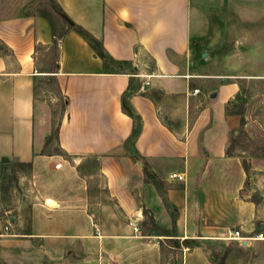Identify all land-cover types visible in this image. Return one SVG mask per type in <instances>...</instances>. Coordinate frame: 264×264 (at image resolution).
Listing matches in <instances>:
<instances>
[{
  "label": "crops",
  "instance_id": "0c3cea01",
  "mask_svg": "<svg viewBox=\"0 0 264 264\" xmlns=\"http://www.w3.org/2000/svg\"><path fill=\"white\" fill-rule=\"evenodd\" d=\"M213 1L229 6L244 4L252 10L264 6V0ZM31 2L0 0V44L4 48L0 51V162L27 164L35 159L36 81L45 73L39 48L53 44L57 60L54 70L47 72L55 78L65 105L58 146L79 159L77 165L81 159H95L98 176L104 178L107 197L112 201L99 204L97 213L103 221L111 218L113 223L122 217L135 220L140 227L147 210L156 225L153 233L157 228H172L169 215L180 214L177 233L160 236L188 240L183 233L191 227L190 221L182 215L198 213L200 205H215L194 199V192L188 188L157 189L146 181L142 161L156 179L183 187V182L171 180L169 175L181 174L187 182L197 177L207 182L214 166L232 157L226 154V144L238 119L226 114L225 105L236 88L223 86L217 92L216 97L220 94L222 100V118L234 119L235 123L222 130L216 144H209L208 120L199 126L204 103L199 109L197 102L202 98L196 96V89L191 91V77L182 72L188 68L191 55L194 7L205 0H54L73 23L100 44L104 57L73 30L67 28L55 37L48 20L31 8ZM148 61L154 67L151 72ZM128 87L129 104L141 121L131 154L127 141L133 121L121 108ZM155 88L164 96L178 95L195 103L190 106L195 118L186 130H177L162 118ZM233 192L232 197L236 190ZM250 208L248 221L254 214V206ZM83 213L82 223L62 222L60 217L66 214L60 210L34 207L28 231L8 226L7 232L0 234V264H109L105 254L113 242L110 238L118 240L121 236L96 234L93 227H102L104 222L97 226L91 222L90 211ZM209 228L215 229L201 226L202 230ZM253 242L264 244V239ZM148 261L156 264L154 256ZM125 263L129 262L119 264ZM180 264L211 263L201 250L193 249L181 256Z\"/></svg>",
  "mask_w": 264,
  "mask_h": 264
},
{
  "label": "rangeland",
  "instance_id": "374dc122",
  "mask_svg": "<svg viewBox=\"0 0 264 264\" xmlns=\"http://www.w3.org/2000/svg\"><path fill=\"white\" fill-rule=\"evenodd\" d=\"M31 8L48 20L55 37L67 29L52 0H32ZM192 21L191 55L188 68L182 72L183 76L191 77V91L196 89V96L202 98L197 102L199 109L204 103V118L199 126L208 120L207 142L216 144L222 130L235 123L234 119L222 118L221 96L216 97L217 92L228 85H233L236 92L227 101L225 112L236 116L238 123L226 144V154L232 157L215 165L207 182L198 177L187 182L184 178L183 187L175 186V182L168 186L166 181L150 174L142 161L146 181L157 189L188 188L194 192V199L215 205H200L198 213L182 215L191 226L183 233L187 234L188 247L179 239L165 240L160 236L177 233L180 214L169 215L174 223L172 228H157L153 233L154 219L145 210L140 233L134 235L127 228V218L120 217L112 223L111 218L103 221L97 213L99 204L109 205L112 201L107 197L104 178L98 176L95 159H81L77 165L79 159L65 154L58 146L57 131L65 105L55 78L47 72L54 70L57 60L53 44L39 48L38 58L45 73L36 81L35 159L27 164L0 162V234L6 233L8 226L20 232L28 231L34 207L58 209L66 214L60 217L62 222L75 223H82L83 212L90 211L91 222L97 226L104 222L102 227H93L96 234L121 236L118 240L109 237L113 241L105 254L109 264L123 260L129 262L125 264H152L149 256L155 257L156 264H180L181 256L193 249L201 250L211 264H264V244L253 242L264 239V6L252 10L244 4L229 6L205 0L194 7ZM1 50L4 48L0 44ZM148 64L147 70L151 72L154 67L149 61ZM153 93H157L166 122L183 131L192 124L195 114L190 106L195 104L193 101L178 98V95L164 96L159 88ZM208 93H214L215 97L211 98ZM194 136L191 134V138ZM127 151L132 153L130 146ZM234 190L236 194L232 197ZM252 206L253 219L248 221ZM161 217L165 216H160L163 221ZM202 225L215 229L202 230ZM228 230L239 232V239H229ZM136 236L138 238H133Z\"/></svg>",
  "mask_w": 264,
  "mask_h": 264
},
{
  "label": "trees",
  "instance_id": "16d2710c",
  "mask_svg": "<svg viewBox=\"0 0 264 264\" xmlns=\"http://www.w3.org/2000/svg\"><path fill=\"white\" fill-rule=\"evenodd\" d=\"M52 2L54 4V6L58 9V14L61 17V19L66 23L67 28L69 30L75 31L85 41H87L90 45H92V47L94 49L98 50V53H99L100 57H104V54L102 52V48H101L100 44L89 33H87L83 28H81L80 26H78L75 23H73L66 16V14L56 5L54 0H52ZM128 96H129V87H128V90L126 91V93H124V95L122 96L121 108H122V111L126 115H128L133 121V128H132L131 135H130L128 141H127V145L130 146L132 148V150L134 151V141L139 135L140 128H141V121H140V117L132 110V108H131V106L129 104V101H128ZM227 115H232V114L228 112ZM57 134H58V131H57ZM65 154H67V153H65ZM227 155L231 156V154H229V153H227ZM19 164H22V163H19ZM184 245H186L188 247L187 240L184 241Z\"/></svg>",
  "mask_w": 264,
  "mask_h": 264
},
{
  "label": "built area",
  "instance_id": "2783aa9c",
  "mask_svg": "<svg viewBox=\"0 0 264 264\" xmlns=\"http://www.w3.org/2000/svg\"><path fill=\"white\" fill-rule=\"evenodd\" d=\"M197 92H198L197 90L194 91L195 94ZM169 179L176 180V181H183L184 176L181 174L173 173L169 175ZM127 225L131 229V231L134 233V235H138L140 233V227L135 220H129ZM226 233L229 239H239V232L237 231L228 230Z\"/></svg>",
  "mask_w": 264,
  "mask_h": 264
},
{
  "label": "water",
  "instance_id": "95a60500",
  "mask_svg": "<svg viewBox=\"0 0 264 264\" xmlns=\"http://www.w3.org/2000/svg\"><path fill=\"white\" fill-rule=\"evenodd\" d=\"M210 97H211V98H214V97H215V94H214V93H212V94L210 95Z\"/></svg>",
  "mask_w": 264,
  "mask_h": 264
}]
</instances>
